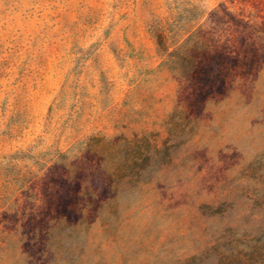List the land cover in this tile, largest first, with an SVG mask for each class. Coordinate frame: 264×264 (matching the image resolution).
<instances>
[{"label": "rangeland", "instance_id": "1", "mask_svg": "<svg viewBox=\"0 0 264 264\" xmlns=\"http://www.w3.org/2000/svg\"><path fill=\"white\" fill-rule=\"evenodd\" d=\"M264 262V0H0V264Z\"/></svg>", "mask_w": 264, "mask_h": 264}, {"label": "trees", "instance_id": "2", "mask_svg": "<svg viewBox=\"0 0 264 264\" xmlns=\"http://www.w3.org/2000/svg\"><path fill=\"white\" fill-rule=\"evenodd\" d=\"M252 264H264V262H261V261L260 262H257L256 261V262H252Z\"/></svg>", "mask_w": 264, "mask_h": 264}]
</instances>
